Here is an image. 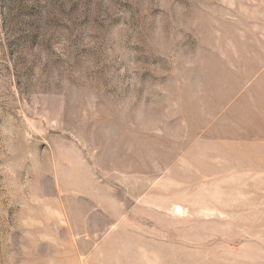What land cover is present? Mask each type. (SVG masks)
Returning a JSON list of instances; mask_svg holds the SVG:
<instances>
[{
    "label": "rangeland",
    "instance_id": "374dc122",
    "mask_svg": "<svg viewBox=\"0 0 264 264\" xmlns=\"http://www.w3.org/2000/svg\"><path fill=\"white\" fill-rule=\"evenodd\" d=\"M0 264H264V0H0Z\"/></svg>",
    "mask_w": 264,
    "mask_h": 264
},
{
    "label": "bare ground",
    "instance_id": "6f19581e",
    "mask_svg": "<svg viewBox=\"0 0 264 264\" xmlns=\"http://www.w3.org/2000/svg\"><path fill=\"white\" fill-rule=\"evenodd\" d=\"M261 121V120H260Z\"/></svg>",
    "mask_w": 264,
    "mask_h": 264
}]
</instances>
